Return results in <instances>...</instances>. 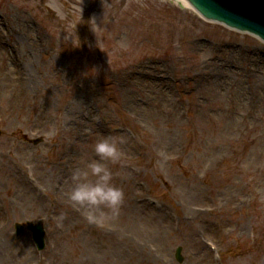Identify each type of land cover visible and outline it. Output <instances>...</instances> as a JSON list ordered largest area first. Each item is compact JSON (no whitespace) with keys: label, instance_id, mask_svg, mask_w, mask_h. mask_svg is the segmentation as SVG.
<instances>
[{"label":"rangeland","instance_id":"1","mask_svg":"<svg viewBox=\"0 0 264 264\" xmlns=\"http://www.w3.org/2000/svg\"><path fill=\"white\" fill-rule=\"evenodd\" d=\"M9 9L36 43L0 27V264H264V84L251 69L264 71V43L172 0H0L4 20ZM228 61L239 93L222 73L201 89ZM143 63L170 77L171 105L148 95L157 80L129 78ZM108 135L124 139L109 167L125 202L97 225L67 192ZM40 220L42 251L27 228Z\"/></svg>","mask_w":264,"mask_h":264},{"label":"clouds","instance_id":"2","mask_svg":"<svg viewBox=\"0 0 264 264\" xmlns=\"http://www.w3.org/2000/svg\"><path fill=\"white\" fill-rule=\"evenodd\" d=\"M123 143V137L104 136L94 145V152L99 159L84 162L71 172V187L67 198L73 207L83 210L89 223L102 225L120 215L125 191L113 182L114 172L109 163H123Z\"/></svg>","mask_w":264,"mask_h":264},{"label":"bare ground","instance_id":"3","mask_svg":"<svg viewBox=\"0 0 264 264\" xmlns=\"http://www.w3.org/2000/svg\"><path fill=\"white\" fill-rule=\"evenodd\" d=\"M173 1H176L177 3L179 2V3L183 4V5H185L186 7H190L189 6L190 3L187 0H173ZM6 5L10 6V3L7 2ZM9 10L11 11V14L7 15V18L5 20H4V18H2L0 16V27L2 29H4V30H7V32L11 33V34H14L16 32V29H18V28L20 30L24 29L23 33L17 39V41L20 44H24V43H26L27 40H29V42L31 43V45L33 47L36 42L32 39V37L30 35V30L28 28H26V27H24V28L22 27L21 23L19 22V20H20V15L19 14L13 12L12 9H9ZM1 21H3V23ZM25 37L27 39H25ZM16 45H17V43H16ZM231 58L234 59L235 56L231 55ZM212 67H214V68L211 69L210 71H212L214 73V75L209 77V78H207L206 81L207 82H212L213 85H210L209 87L201 85L200 84L201 82L197 81V78H196V81L201 85V89L210 90L213 86L219 85L220 81H218V79L216 77V75H218L219 73H222L224 75V80H221V85H223V84L234 85L236 87L237 91L242 89V81H239V80H236V79L235 80H231V75H234L235 74L234 72H236V69H238V67H236V65L233 64L232 61H228V63L226 64V67H224L223 70H221L220 65H218L216 63H214ZM251 69H252V71H256V73H257L256 74L257 75L256 77L258 79V83L257 84L258 85L259 84L263 85L264 84V71H263V69L261 67L259 69L258 66H254ZM9 70H10L9 74L12 73V84L14 85L15 88H17V86L15 84V77H14L16 75L17 83L19 84V86L21 87V90H22L23 89V84L26 82V80H25L26 78L23 76L24 72L22 70H20V71L14 70V68H12L11 66H9ZM26 70H28L27 67H26ZM134 74L135 75H137V74L140 75L141 74L142 76L151 77V79L157 80L158 82L154 83V84H156V86L152 87L151 90H146V91L150 92L148 95H151L154 98L156 97V99H159L161 102L162 101L166 102V104H169V105L172 104L171 100H169V93L172 92V85H171V81L169 79L170 77H168V75L165 72L162 73V74H160V73H152V71L150 70L149 64L143 63L138 71H136V72H134V73L129 75V78H133ZM122 80H123V77L121 78V81ZM160 85H163L164 88H161ZM24 87L28 88L27 84H24ZM257 88L259 89L260 87L257 86ZM236 89L234 90V92L236 91ZM259 92H260V90H259ZM238 93H239V91H238ZM263 95H264V92H263ZM128 99L130 100L129 97H128ZM244 99H246V97H244ZM80 100L81 99H79V101H78V94H77L76 95V101H73V105L74 104H81V106H84L83 103H82V100L81 101ZM261 100H262V103L264 104V97H262ZM146 101H149V100L146 99ZM141 102H144V100L141 99ZM141 110L144 111L143 109H141ZM85 124H86L85 120L82 121V125H85Z\"/></svg>","mask_w":264,"mask_h":264},{"label":"water","instance_id":"4","mask_svg":"<svg viewBox=\"0 0 264 264\" xmlns=\"http://www.w3.org/2000/svg\"><path fill=\"white\" fill-rule=\"evenodd\" d=\"M190 2L207 19L249 31L264 40V0H190ZM32 228L42 238L41 226Z\"/></svg>","mask_w":264,"mask_h":264}]
</instances>
